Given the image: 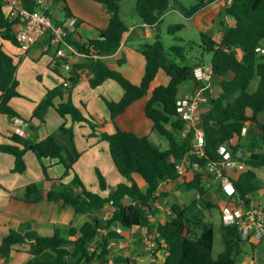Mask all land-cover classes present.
<instances>
[{"label":"trees","instance_id":"16d2710c","mask_svg":"<svg viewBox=\"0 0 264 264\" xmlns=\"http://www.w3.org/2000/svg\"><path fill=\"white\" fill-rule=\"evenodd\" d=\"M47 1L52 6H57L64 18L74 19L66 0ZM93 1L101 4L108 15L106 28L98 30L100 36L96 39L80 42L69 35L64 41L85 59L83 63L73 65L76 72L74 84L79 80L78 71L85 68L92 89L106 80H112L122 90V98L118 102L102 97L114 132L102 133L101 138L107 143L114 168L125 182L118 184L107 197L87 190L75 173L71 185L58 191L48 190L44 194L36 184L29 185L23 190L22 201L61 202L76 215H89V220L78 229L69 228L64 237L57 229L51 236L9 230L2 235L0 258L4 263L13 251L22 250L31 257L24 264H134L129 258L111 253L109 245L123 240L122 235L111 227L122 230L138 227L155 235L157 248L151 255L159 264H238L236 258L242 254L241 246L249 241L240 238L236 227L219 225L224 249L213 259L215 233L212 223L204 221L199 214L189 216L185 204L174 202L170 206L168 218L154 224L153 205L161 202V198L165 196L159 192L162 183L177 184L183 177L177 173L175 166L186 160L197 164L198 169H191L192 179L180 185L187 191L196 192L204 203L202 197L208 189L203 185L202 177L208 162L223 159L218 153L221 146L227 147L232 159H237V152L242 153L239 160L244 164V170L236 175L224 172V177L234 189L233 195L229 196L230 200H235L232 205H236L238 201L248 205L249 198L261 189L255 170L264 168V125L257 121V116L264 114V56H259L255 49L264 44V0H222L223 7L218 15L220 39L214 40L212 35L200 31L198 47L202 54L198 58L187 57L183 46L172 45L166 48L158 34L152 42L139 45L135 51L142 57L145 65L138 84L110 69L102 60L124 45L125 36L129 32L120 17V0ZM214 2L215 0H195L194 4L186 7L179 0H136L134 7L142 24L155 28L158 32L162 18L169 10L175 9L184 18L190 19ZM22 3L28 10L38 8L36 0H22ZM46 13L49 14V11L46 10ZM227 20H231L232 24H226ZM53 21L58 24L61 22L55 19ZM14 25L15 22L8 18L4 1L0 0V41L17 46ZM183 29L184 24H174L168 26L166 32L173 36ZM45 43L47 44V40ZM205 53L211 55L208 65L212 71L210 85L216 84L219 91L217 95L210 93L209 89H205L203 93L205 103L203 108L200 106V110L205 143L204 154L199 157L191 154L190 135L182 137L183 123L173 122L172 118L176 115L180 86L186 82L196 83L194 70L207 65L203 57ZM15 74L16 64L13 58L0 45V114L10 119L19 117L9 105L10 100L21 97ZM160 74L166 80L154 85ZM254 79H257V86L250 91ZM66 91L69 88L63 84L47 89L34 109L33 117L43 123L47 110L54 107V98L62 96L61 93ZM144 99V117L150 121L152 131L166 142L167 147L164 149L153 144L147 136H138L117 126V118L132 104ZM82 108L83 105L81 108L77 107L69 97L67 101L58 104L55 110L64 121L68 117L72 123H88L90 119L84 117ZM65 124L60 125L56 136H48L37 143L23 135L8 136L10 143L0 145V153L14 158L11 173L23 174L26 171L24 155L27 151L34 153L39 161L47 159L54 164H61L64 174L73 172V164L79 154L73 144L66 146L57 140L64 136L72 141V129ZM247 124L255 126L253 136L246 140L251 152L249 155L242 151L245 145L240 143L242 131ZM90 126L94 128L93 125ZM30 129L36 131L33 127ZM42 171L45 174L44 166ZM135 177L141 180L144 190ZM98 178L99 188L104 191L106 184L99 173ZM110 203V212L104 213L102 218L96 216L104 211L106 205L109 207ZM205 206L213 207L211 203H206ZM262 211L264 218V210ZM100 230H106V233L101 235ZM96 238L100 239V243L90 252V244ZM157 252L165 258L164 263L158 258ZM46 253L50 254L47 259L44 258Z\"/></svg>","mask_w":264,"mask_h":264},{"label":"crops","instance_id":"0c3cea01","mask_svg":"<svg viewBox=\"0 0 264 264\" xmlns=\"http://www.w3.org/2000/svg\"><path fill=\"white\" fill-rule=\"evenodd\" d=\"M135 2L136 0H134V3ZM216 3L217 1L209 4L204 9L200 10L199 12L194 14L193 17L189 19V20L196 19L194 26L199 30V32L202 31L212 35V38L214 40L216 39L215 37L216 33H219L220 36V30L216 29V21H217V14L220 13L223 7V2L221 4L220 3L216 4ZM66 4L75 19L76 31L74 32L73 37L80 42H84L87 39L98 38L100 36L98 30L105 29L108 24V15L106 14L103 6L97 2H94L93 0H66ZM43 5L44 8L49 11L51 17L52 18L54 17L53 19H55L56 21H62L65 19L63 14L60 13L59 8L57 6H52L51 3L47 0L44 1ZM122 5H123V0H120L119 3L120 17H121ZM170 13L179 14L175 9H171L163 16L161 23L164 21L165 17L168 16ZM134 14H136V12ZM123 22L126 24L124 20ZM228 24L229 25L232 24L231 20H228ZM126 26L129 28V32L125 36L124 45L120 47V49L116 51L114 54L103 57L102 60L110 69L119 72L120 74L125 76V78H126V73H128L126 71L129 70V74H128L129 77L127 79L134 84H138L143 75L145 64H144V60L135 51V49L139 45L146 43L150 37L155 38L156 35L155 34L151 35V32L156 29L143 25L141 21L139 23H135V24L133 23L130 27L127 24ZM218 38L220 39V37ZM46 40H47V36L42 37L27 53H22L17 46H13L11 44L10 45L13 46V48L15 49H10L7 51L5 49L4 43L0 41V45L2 46L3 50L13 58V61L16 64L15 78L16 81L18 82L17 90L20 96L24 95L27 97V100H20L18 98H13L9 102L10 107L19 115V117L14 119H20L22 121L21 125H16L14 123V119H10L4 114H0V145L9 144L10 142L7 137L12 134H16L17 130H21L23 132V136L27 139L34 141V143H37L48 136H56V130H55L57 129L56 127L60 126L62 123H66L67 119L64 121L62 118H60V116L56 113L55 107L58 104L67 101V98L69 97H71L74 105L78 106V103H80L79 108H81V105L84 104L82 103L81 100L82 96L87 98L94 96L97 97L101 89L105 90L109 88L113 90L114 92L111 97H112V101L114 102H118L122 98L123 93H121V91H119V89L115 85L110 83L109 80L104 81L99 88L97 87L95 89H92L89 86L87 70L85 68H82L78 71L79 80L76 83L75 87L72 89L71 96L66 98L67 95H65L62 97V99L53 100L54 107L48 109L46 116L44 117L45 122L42 123V126L40 125L41 126L40 127L38 121L33 117V111L38 105V103L41 101L42 97L44 96L45 90L53 89L58 85V83H60L59 80L60 75H58L59 74L58 70H56V67L53 65V63L50 62L49 57L44 55ZM84 61L85 59L82 57H74L72 63L75 64L83 63ZM120 61H122L121 64ZM26 72H28L27 75ZM35 76L38 77L36 80L37 84L34 82ZM26 78L29 79L28 84H25L24 82V79ZM165 80H166L165 78H162L159 81L157 80L154 82V85L158 82H164ZM196 85L197 83L194 82L192 84L187 85L186 91L183 90V92L179 93V96H181L184 93H193L192 90L198 89ZM204 92L205 90L203 91V93ZM145 102L146 100L144 99L142 101L135 102L131 106H135L137 104L138 109L141 108V112L144 116L143 106ZM89 104L90 102L87 105L84 104L85 106L83 105L84 108L81 109L83 115L84 113L87 112L86 109ZM128 109L124 114L127 113ZM54 112L58 117L55 115ZM106 112L109 118L107 109ZM263 115L264 114L258 115L257 121L264 125V121L261 118ZM120 117H118L116 120L117 126L122 130L128 131L127 127L122 126ZM58 118L61 119V122ZM131 126L132 125L130 124L129 127ZM30 127L33 128L36 127V131L33 134L27 131L28 128ZM254 130H255L254 124H247V126L244 128V133H242L243 138L240 143L245 145V148L242 151L246 155H249L251 153L247 148L249 146L247 144L249 143H246V140H248L253 136ZM73 133L74 136L71 142L67 137L66 138L60 137L57 138V140L66 146H70L71 144H73L74 148L76 149V151H78L79 154V157L76 160V162H80L85 155L87 156L89 154L92 156L91 159L89 160V167L97 166L99 163L95 159L92 149L88 148V143L87 144L82 143L81 141L78 140V135L75 132ZM84 145H86V147ZM84 148L87 154H83L84 152L82 151ZM36 160L40 164V161L37 158L34 159V157H32L31 154L26 153L24 156V161L27 166L26 171L18 176L11 173V169L14 163V158L10 155L0 153V184L3 185V187L6 189L5 194L3 193L2 190L0 191V237L1 238L2 235L8 233L9 230H15L19 232H35L42 236H51L54 230L56 229L59 231L61 229L67 231L69 228L78 229L83 223L86 222V221L83 222L82 220L78 219L76 217L78 215L74 214L73 210L70 207L63 206L61 202H48L46 200H42L39 202H24L21 200L23 190L30 185L31 181H33V180L28 181L22 179V177L24 178L30 177L29 175L30 168L28 167L31 166V168H34L36 170V175L40 176V173L37 168ZM42 161L46 165L44 163L43 164L47 166L49 161L48 160H42ZM51 163L53 164L54 162ZM78 164L79 163H76V165L75 164L74 165L77 166ZM226 171L230 175L238 174V171L234 169H228ZM108 173L111 174V178L114 181V183H116V185L119 184V181L121 179L120 175L119 176L116 175L113 169H108ZM255 174L259 180V185H261L260 186L261 189L255 194V196H252L249 199L252 204L259 206L262 210H264V169L262 168L255 170ZM71 175H72L71 172H69V176ZM69 176L65 177L66 181L69 179L68 178ZM135 180L140 185V187L143 188L142 187L143 183L141 182V180L138 177H135ZM217 182L218 184H220L218 180ZM207 184H208L207 187H210L212 182L207 180ZM161 186L162 185L159 186V189H161ZM113 190L114 189L112 188L110 192H112ZM41 191L44 194L47 192L45 183L43 184V190L41 189ZM110 211L111 208L106 205L104 211L97 213L96 216L102 218L105 216L104 213ZM162 212H166V214L169 215V210L167 209H162ZM154 218L155 215H153L152 221ZM114 228L116 230H119V233L122 235L123 240L110 243L109 248H113L116 251L117 250L120 251V252H116V251L114 252L112 249L110 250L111 253L118 254L121 257L129 258L131 261L132 259L136 258L137 260H140L142 262L140 257H137L139 255L135 254V252H139L141 248H136L135 251L134 242L136 241V239L134 238L133 235L131 238H128V234L129 231L131 230L140 229L139 232L140 235L138 236V240L140 243L143 244L145 249L144 239L146 237L147 230L145 228H138V227H134L129 230H122L119 227H114ZM148 234L154 235L153 233H148ZM252 243L264 246V239ZM122 251L125 252L127 255H122L123 253ZM28 256L24 255V259L26 260V257ZM29 259H31L30 256ZM251 260L252 262H254L253 258H251ZM3 261L4 260L0 258V264H4ZM26 262H22L21 260H19V264H24Z\"/></svg>","mask_w":264,"mask_h":264},{"label":"rangeland","instance_id":"374dc122","mask_svg":"<svg viewBox=\"0 0 264 264\" xmlns=\"http://www.w3.org/2000/svg\"><path fill=\"white\" fill-rule=\"evenodd\" d=\"M179 1L186 7H189L190 5L194 4V2H195V0H179ZM222 2H223L222 0L217 1V3H220V4ZM134 4H135L134 0H123L121 17L129 27L133 23L135 24V23L140 22L138 16H136V14H134L135 13ZM218 15L219 14H217L216 29L220 30V26L218 23ZM195 22H196V19H193V20L188 19L187 20L186 18H184L183 16H181L179 14L170 13L168 16L165 17L164 21L161 23L159 31L157 32L156 30H154L151 32V35H154V34L157 35L158 34L161 38L162 43L164 44V46L166 48H168L169 46H172V45L183 46L184 47V50H183L184 54L187 57H191V58L195 59V58L200 57L202 54L200 48L198 47V45L200 43V38H199V30L194 26ZM174 24H184V29L182 31L176 33L173 36L168 35L166 32L167 27L170 25H174ZM226 24H228V20H227ZM215 37H216L215 40H219V38H218L219 33H216ZM154 39L155 38L150 37L147 40V42H152ZM177 39L180 41H178ZM3 43H4L5 49L7 51L10 49H15V48H13V46H11L7 42H3ZM188 43H190V44H188ZM44 55L48 56L50 59V62L52 63L54 60V55H55V47L51 46V48L48 51H45ZM203 57H204V60L206 61V64H207L206 66H208L210 64V61H211V55L205 53L203 55ZM56 70H58V73L62 72V69L59 68L58 65L56 66ZM126 72H128V73H126V78H128L129 77L128 76L129 70ZM27 74H28V72H26V75ZM37 78L38 77L35 76V81H34L35 83H36ZM162 78H165V77L163 74H160L156 80L159 81ZM28 80L29 79H27V78L24 79L25 84H28ZM59 80H60V83H58L57 86L61 85V78L60 77H59ZM109 81H110V83L115 85L119 89V91H121V93H122V90L120 89V87L115 82H113L112 80H109ZM189 84H192V82H186L185 84L180 86V88H179L180 93L183 92V90L186 91V88H187L186 86ZM75 85H74V87H75ZM255 86H257V79H254L251 82L250 91H252L255 88ZM196 87L198 89L192 90L193 93H197L198 90L200 91V87L197 85H196ZM72 89H69V91H66V92H62L61 93L62 96H56L54 98V100L55 99H57V100L62 99V97L65 95H67L66 98L71 96ZM208 89H210V93L217 95L218 90H217L216 84H211L210 88H208ZM45 92H46V90H45ZM113 92H114L113 90L108 88L105 90L101 89V91L97 95V97L94 96V97L87 98V97L82 96L81 97L82 103L87 105L90 102V104L88 105V107L86 109L87 112L84 113V115H85L84 117L87 120L90 119L89 122L88 123H72L70 121V119L67 117L66 124H65L67 128L72 129V133L75 132L78 135L79 141H81L84 144L88 143V148L92 149L93 154L95 156V159L99 163L97 166L89 167V160L91 159L92 156L89 154L87 156L85 155L80 162L74 163L75 165H76V163H79L77 166H75L73 164V166H74L73 172L69 171L72 174L71 176H69V173L63 174L64 169H63V166L61 164H54V163L52 164L51 161L48 160L50 163L48 162L47 166H45L46 164L43 161L42 162L40 161V164H39V162L36 160V164H37V168H38V171L40 173V176L36 175V170L34 168H31V166H29L28 168H30V170H29L30 177L29 178L28 177L27 178L22 177V179H25L28 181L33 180V181H31L30 185L36 184L38 189H40V190L41 189L43 190V184L45 183L47 191L48 190L58 191L62 188H65V187H68L71 185L73 173H75L77 176L80 177V178L79 177L78 178L80 179V181L82 180L81 182L87 188V190H89L90 192H92L94 194H99L103 197H107L108 194L110 193L111 189L112 188L115 189V187L118 185V184L116 185V183H114V181L112 180L111 174L108 173V169H113V171H115L116 175L119 176V174H117L116 170L114 169L113 163H112L111 158L109 156L107 143L105 141H103L101 138L102 133L111 134L114 132V127H113L112 123L110 122L108 115H107V112H106L105 103L102 101V97H104L108 101H112L111 96H112ZM44 95H45V93H44ZM199 98H200L199 104L203 108V104L205 103L204 94L200 93ZM18 99L27 100V97L23 95ZM79 106H80V103H78L77 107H79ZM51 110H53V109H51ZM55 115H56V113H55ZM45 116H46V114H45ZM261 118L264 121V115ZM58 119L61 122V119L60 118H58ZM120 119L119 120L122 122V126L127 127L128 131L133 132L138 136H147L153 144H155L156 146H158L162 149L167 147L166 142L161 137H159L155 132L152 131V125H151L150 121H148L146 118H144V116L141 112V108L138 109L137 104L135 106H130L127 113L124 114L123 116H121ZM36 120L38 121L39 126L40 125L42 126V122L38 119H36ZM44 122H45V119H44ZM60 122H59V124H60ZM90 124L93 125L94 128H92L90 126ZM130 124L132 125L131 127H129ZM58 127H60V126H58ZM58 127H56L57 129H55L56 132L58 130ZM35 130H36V127H35ZM27 131L31 132L32 134L34 132L30 128H28ZM73 136H74V133H73ZM64 138H66V137H64ZM84 146L86 147V145H84ZM82 152H84L83 154H87V152L85 151V148L83 149ZM26 153L31 154L32 157H34V159H36V156L34 155V153H32L30 151H27ZM77 153H78V151H77ZM45 160H47V159H45ZM25 165H26V163H25ZM42 166H44V168L46 170L45 174L42 171ZM26 168H27V166H26ZM98 173L101 175V177L103 178V180L106 184V189L104 191H101L99 188ZM12 174H15V173H12ZM15 175L19 176L21 174H15ZM192 175H193V172L188 170L183 175V177L180 179V181L177 184H174V183H162L161 184L162 186H161V189H159V192L163 193L165 196L161 198V202H158V203L153 205V209L155 211L154 212L155 218L153 219V221H154V224H156L157 222H164L168 218V215L166 214V212H162V209L170 210V206L174 202H179L181 204H185L187 206V214L189 216L199 214V215H201V218L204 221L210 222L213 224L215 235H214V241H213V245H212V257H213V259H216L217 256L224 249V246L222 243V235H221V231L219 228V225L221 224L220 214H221V211L224 207L229 206V204H230V206H232V203H234L235 200H230L229 196L223 191L221 185L218 184L217 180H215L212 176H208L206 178L210 182H212V184L210 187H206L205 185H206L207 179L205 178L203 185L208 189V192L206 193V195H204V198L202 197V199H203L205 204L211 203L213 205V207L212 208H206V206L202 202V200H200V198H198L199 196L196 192L187 191L180 185L182 182H189L192 179ZM66 176H69L68 177L69 179L67 181L65 180ZM121 179L119 181V184L125 182L123 179L121 181ZM35 180H38V181H35ZM39 180H41V181H39ZM64 181H66V182H64ZM142 187H143L142 190H144V186H142ZM1 190L5 194L6 189L3 187V185L0 184V191ZM157 206H160V207H157ZM163 206H165V207H163ZM76 217L78 219L82 220L83 222L89 220V215H84V216L78 215ZM59 232H60L61 236H63V237L67 236L66 230L61 229ZM139 232H140V229H135V230L129 231V234H128V238H131L133 235L134 238L136 239V241L134 242L135 243V245H134L135 251H136V248H141V250L139 252H135V254L139 255L137 257H140L142 262L140 260H137L136 258L132 259V262L134 264H158V262H155V263L152 262L151 253L149 251L145 250L143 244L139 242V240H138V236L140 235ZM1 242H2V238L0 237V244H1ZM124 247H125V245H124ZM112 249L113 248H110V250H112ZM123 249H125V248H123ZM142 249H144V250H142ZM241 250H242V254L236 258V262L238 264H264V246L259 245V244H254L252 242L251 243L248 242V243L242 244ZM113 251L115 252L116 250L113 249ZM116 252H120V251L117 250ZM24 255L28 256V254L22 250L13 251L10 254L9 258H7V260L4 262V264H16V263L19 264V260H21L22 262L28 261L29 256L26 257V260H25ZM49 255H50L49 253H46L44 258L45 259L49 258ZM122 255H127V254L125 252H123ZM251 258H253L254 262H252ZM118 264H124V263L121 262Z\"/></svg>","mask_w":264,"mask_h":264},{"label":"built area","instance_id":"2783aa9c","mask_svg":"<svg viewBox=\"0 0 264 264\" xmlns=\"http://www.w3.org/2000/svg\"><path fill=\"white\" fill-rule=\"evenodd\" d=\"M8 10V18L15 22L14 37L19 50L27 53L30 49L42 38L47 36V44L45 51H48L51 46L55 47V55L53 65L62 69L59 72L61 84L69 89L74 87L73 78L76 72L73 70L74 57H82L77 53L76 49L67 44L64 39L66 36L74 35L76 31L75 19L65 18L59 24L54 22L50 13H46L44 8L45 0H36L38 8L28 10L23 7L22 0H3ZM217 1V0H215ZM67 51V52H66ZM259 56H264V44L259 45L255 49ZM195 82L200 87L197 93H184L176 100V115L172 118L173 122H181L184 125L182 137L190 135L191 154L196 156H203L204 154V134L201 128V110L199 104V94L203 93L205 89L210 88V81L212 78V71L210 66L198 67L194 70ZM210 91V89H209ZM16 125H21L20 119H14ZM244 133V129L242 131ZM16 134L23 135L21 130H17ZM222 160L218 162H208L202 177L212 176L218 180L223 191L232 196L234 189L232 184L224 177V172L228 169H234L238 172L244 170V164L239 160L242 158V153L237 152V159H232L230 151L226 146H221L218 150ZM177 173L183 176L188 169H198L197 164H191L189 160L179 163L175 166ZM207 179V178H206ZM208 180V179H207ZM206 187L208 186L206 181ZM111 207V203L109 204ZM220 222L224 227H236L240 238L244 241L258 242L264 239V218L263 211L259 206L252 204L249 200L248 205L238 201L236 205L226 206L222 209L220 214ZM111 229L116 230L114 227ZM119 233V230H116ZM99 233L104 235L106 230H100ZM100 243V239L96 238L90 244L89 251L93 252L95 247ZM145 249L151 254L157 248L155 235L146 234L144 239ZM152 262H158L152 257Z\"/></svg>","mask_w":264,"mask_h":264},{"label":"water","instance_id":"95a60500","mask_svg":"<svg viewBox=\"0 0 264 264\" xmlns=\"http://www.w3.org/2000/svg\"><path fill=\"white\" fill-rule=\"evenodd\" d=\"M157 256H158V258L162 261V263L165 262V258H164L162 255H160L159 252H157Z\"/></svg>","mask_w":264,"mask_h":264}]
</instances>
